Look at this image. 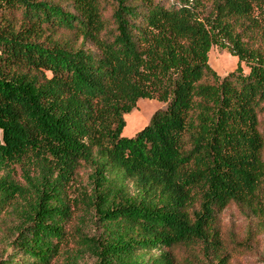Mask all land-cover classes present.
Wrapping results in <instances>:
<instances>
[{"label":"trees","instance_id":"obj_1","mask_svg":"<svg viewBox=\"0 0 264 264\" xmlns=\"http://www.w3.org/2000/svg\"><path fill=\"white\" fill-rule=\"evenodd\" d=\"M263 126L264 0H0V264H229L264 237Z\"/></svg>","mask_w":264,"mask_h":264},{"label":"rangeland","instance_id":"obj_2","mask_svg":"<svg viewBox=\"0 0 264 264\" xmlns=\"http://www.w3.org/2000/svg\"><path fill=\"white\" fill-rule=\"evenodd\" d=\"M209 66L222 79L229 74L235 73L238 68V59L231 56L226 50L213 46L209 52ZM241 74L247 76L250 73V67L241 63ZM167 104L154 100H141L136 109L125 116L126 125L122 136L133 138L152 121L153 115L158 111H165ZM264 129V126H263ZM87 171V170H86ZM87 173V172H86ZM84 174L83 172L81 173ZM4 218V217H3ZM222 235L224 238L234 237L238 241H243L248 228V222L245 221L237 212L234 206L228 207L221 215ZM11 224L9 219H4L3 230L0 234V251L5 247V236L8 233L7 227ZM195 249V248H193ZM181 246L174 250V264H200L201 256L197 250ZM232 253V259L229 264H264V237L261 236L257 243H254L253 249H228ZM199 259V260H198ZM64 259H54L52 264H64ZM202 264H206L205 262Z\"/></svg>","mask_w":264,"mask_h":264}]
</instances>
